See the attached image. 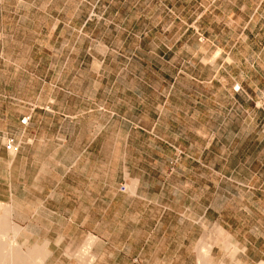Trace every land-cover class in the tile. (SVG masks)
Listing matches in <instances>:
<instances>
[{"label": "rangeland", "instance_id": "rangeland-1", "mask_svg": "<svg viewBox=\"0 0 264 264\" xmlns=\"http://www.w3.org/2000/svg\"><path fill=\"white\" fill-rule=\"evenodd\" d=\"M231 8L229 0H0V220L15 227L4 240L36 250L43 264L49 251L37 244L44 230L33 212L42 199L31 187L38 157L27 143L52 137L56 123L68 137L91 125L108 157L126 135L129 156L138 144L170 142L204 160V178L189 182L203 190L204 245L188 264H261L264 21ZM39 107L49 111L31 114ZM201 232L189 229L191 238Z\"/></svg>", "mask_w": 264, "mask_h": 264}, {"label": "crops", "instance_id": "crops-1", "mask_svg": "<svg viewBox=\"0 0 264 264\" xmlns=\"http://www.w3.org/2000/svg\"><path fill=\"white\" fill-rule=\"evenodd\" d=\"M239 1L229 0L234 14L264 21V0ZM197 41L204 36L197 34ZM48 111L33 108L31 114ZM28 124L19 122L22 129ZM51 129L52 137L26 146L38 157L31 187L42 199L33 212L44 230L37 244L49 251L43 264H188L190 254L197 263L204 245L203 190L193 191L189 182L204 178L202 158L184 157L170 142L138 144L136 156H129L126 135L108 157L91 125H76L69 137L60 124ZM199 225L202 232L191 238L189 229Z\"/></svg>", "mask_w": 264, "mask_h": 264}, {"label": "bare ground", "instance_id": "bare-ground-1", "mask_svg": "<svg viewBox=\"0 0 264 264\" xmlns=\"http://www.w3.org/2000/svg\"><path fill=\"white\" fill-rule=\"evenodd\" d=\"M5 220L7 221L6 218L0 220V264H37L39 254L36 250L22 253L12 243H8V241L3 239L5 237V230L8 227L15 229V227L8 226Z\"/></svg>", "mask_w": 264, "mask_h": 264}, {"label": "built area", "instance_id": "built-area-1", "mask_svg": "<svg viewBox=\"0 0 264 264\" xmlns=\"http://www.w3.org/2000/svg\"><path fill=\"white\" fill-rule=\"evenodd\" d=\"M28 119H29V117H23V118L21 119V123H22L23 125H26L27 122H28ZM8 147H11V144H10V143H8Z\"/></svg>", "mask_w": 264, "mask_h": 264}]
</instances>
